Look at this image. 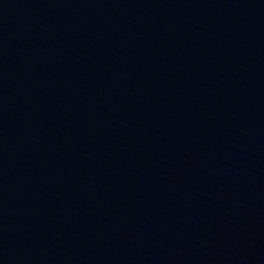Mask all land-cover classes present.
<instances>
[{
  "label": "water",
  "instance_id": "95a60500",
  "mask_svg": "<svg viewBox=\"0 0 264 264\" xmlns=\"http://www.w3.org/2000/svg\"><path fill=\"white\" fill-rule=\"evenodd\" d=\"M0 264H264V0H0Z\"/></svg>",
  "mask_w": 264,
  "mask_h": 264
}]
</instances>
